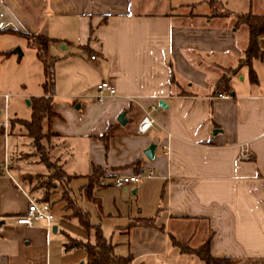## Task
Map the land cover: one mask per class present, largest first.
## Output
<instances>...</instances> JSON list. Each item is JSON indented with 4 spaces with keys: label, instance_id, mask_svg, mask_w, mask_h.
Returning a JSON list of instances; mask_svg holds the SVG:
<instances>
[{
    "label": "crops",
    "instance_id": "0c3cea01",
    "mask_svg": "<svg viewBox=\"0 0 264 264\" xmlns=\"http://www.w3.org/2000/svg\"><path fill=\"white\" fill-rule=\"evenodd\" d=\"M168 8L136 10L132 0H0V122L6 118L0 124V264H85L82 248L66 250L63 244L66 235L93 240L76 218L65 216L70 211L57 188L42 203V188L26 178L49 171L33 151L24 152L30 142L18 145L27 136L10 121L28 118L17 116L25 110L15 99L43 95L53 113L42 121L47 155L70 176L69 196L99 224L114 254L130 255V264H204L175 242L188 248L206 242L212 257L230 264H264V61L252 59L251 82L248 66H238L247 41L239 25L212 11ZM20 33L51 39L48 94L35 53L39 64L32 67L39 77L34 90L27 89L31 72L19 59L23 53H12L26 45ZM259 46L264 50V35ZM100 81L114 94L97 102ZM12 83L23 89L14 93L10 117L5 90ZM222 91L232 96L217 97ZM150 106L157 107L156 123L136 135L135 125ZM120 113L123 124L117 122ZM108 128L104 142L99 137ZM149 144L150 159L143 153ZM242 144L246 158L240 157ZM21 163L45 170L27 172ZM94 167L103 171L93 191L99 211L80 192ZM147 170L152 177L112 184L116 175ZM24 192L52 214L54 231L43 220L16 223L27 206Z\"/></svg>",
    "mask_w": 264,
    "mask_h": 264
},
{
    "label": "trees",
    "instance_id": "16d2710c",
    "mask_svg": "<svg viewBox=\"0 0 264 264\" xmlns=\"http://www.w3.org/2000/svg\"><path fill=\"white\" fill-rule=\"evenodd\" d=\"M243 24L247 29V41L242 52V57L238 61V66H248V77L251 82H255V72L251 66L252 59L258 58L264 61V50L259 46V37L264 35V13L252 14L244 13L236 17L234 25ZM20 35L26 40V45L34 50L36 58L42 64L43 82L41 84L44 94L51 91L53 84V76L48 64L46 53L47 45L51 41L50 38L42 34H25ZM5 55L8 52L4 53ZM31 110L29 119L15 118L10 121L11 125H19L24 130L25 135L32 140L36 148L42 149L40 139L48 136L47 132H43L42 121L44 118H49L53 115L51 111V101L48 96L30 97L28 99ZM110 133L108 128L101 138L104 142ZM39 162H42L48 169L46 175L36 174L34 176H26L28 181L35 179L33 188L38 186L42 188V194L38 199L39 202L47 203L49 196L54 188L60 191V200L64 201V209L69 210L66 217L76 218L78 224L87 232H92V241H81L66 235V242L63 244L64 249L82 248L85 253V264H130V255H116L113 252V245L106 241L103 237L98 223H91L86 210L76 204L75 200L69 196L65 187L66 181L70 176L65 175L60 169L49 160L47 154H39ZM103 176V171L100 168L94 167L92 173L86 177V183L80 187L81 195L86 201L100 209L98 198L93 195V191L99 186V179ZM142 223H150V220L141 221ZM181 251L191 252L196 254L204 264H230L227 258L212 257L208 252V245L204 242L196 248H188L185 244L175 242Z\"/></svg>",
    "mask_w": 264,
    "mask_h": 264
},
{
    "label": "rangeland",
    "instance_id": "374dc122",
    "mask_svg": "<svg viewBox=\"0 0 264 264\" xmlns=\"http://www.w3.org/2000/svg\"><path fill=\"white\" fill-rule=\"evenodd\" d=\"M189 3V5H183ZM132 4H133V8L136 10H141V11H146V10H150V11H167V10H172L171 8H168V5L170 6H175V9H180V8H187V10L189 11H193L196 13H207L208 11H212V12H216L219 15H226L229 17L230 20H232L233 22L236 21V17L240 14H244V13H252V14H261L264 13V0H132ZM239 29H238V34H241L242 32L244 34L247 33V29L246 26L243 24L239 25ZM18 47L20 49V51L23 53V56H20L19 59H21V63L25 64L26 62V67L28 69L29 72H31V75L29 76V78H27V89H29V91H33L34 89H31V87L36 86V81L38 79L39 76H37L36 74L34 75V71H33V63H38L37 60L34 61V52L31 48H29L28 46H26L25 44H19L14 46ZM13 48V49H14ZM13 80H16V76L15 74L13 75ZM13 85H11L10 87L7 88V93L10 95V98L8 100L9 102V115L10 117L13 116V114L11 113V105L15 99L14 97V93L17 92H21L22 91V87L19 86V84L17 83H12ZM26 98L27 97H18L15 100H19V104L22 106V108L25 110V115L22 116L23 114H19L17 116L19 117H28L26 119H29L30 114L29 113V107L26 106ZM25 99V100H24ZM27 112V113H26ZM1 114H2V110L0 112V118H1ZM44 132V131H43ZM19 140V144L20 147H24L26 146L24 143L25 142H30L31 145H27V147L24 148V152H31L33 151L35 153V155L37 156L36 158L38 159L39 154H47L48 150L46 151L47 147L44 144V139H40V143H41V147L40 148H36L33 143L32 140L28 137L22 136L18 138ZM11 142V141H10ZM24 156V154H23ZM47 157L49 158V160L51 162L52 159L49 155H47ZM32 159V158H31ZM21 167L24 171L27 172H40L42 170H45V167L41 164L38 163H21ZM90 209H93L91 206L89 207ZM93 211V210H91ZM76 222V221H75Z\"/></svg>",
    "mask_w": 264,
    "mask_h": 264
},
{
    "label": "built area",
    "instance_id": "2783aa9c",
    "mask_svg": "<svg viewBox=\"0 0 264 264\" xmlns=\"http://www.w3.org/2000/svg\"><path fill=\"white\" fill-rule=\"evenodd\" d=\"M90 58H93L91 55ZM95 100L101 102L106 96H112L114 94V89L106 81H100L95 85ZM219 98H229L228 92H218L216 94ZM157 111V107L150 106L148 109L143 110L142 116L135 125L134 132L136 135L144 134L149 128H151L156 122L153 114ZM2 125H6V118L2 122ZM163 151L167 154V145L162 146ZM247 150L244 144L240 146V157L246 158ZM6 169V166H3ZM153 173L150 170L145 172H135L131 175H116L112 180V184L116 187H122L128 183H135L144 178L152 177ZM18 188L23 191L19 186ZM27 200V206L25 212L22 215L16 216L15 221L19 224L31 225L36 220H43L45 227L49 229L52 225V214L49 213L47 208L43 205L37 204L29 195L24 192Z\"/></svg>",
    "mask_w": 264,
    "mask_h": 264
},
{
    "label": "water",
    "instance_id": "95a60500",
    "mask_svg": "<svg viewBox=\"0 0 264 264\" xmlns=\"http://www.w3.org/2000/svg\"><path fill=\"white\" fill-rule=\"evenodd\" d=\"M12 53L17 54L18 56L21 55V51H20V49L18 47H15L14 49H12ZM229 95L232 96V92H230ZM25 102H26V104H29V101L28 100H26ZM158 106L159 107H161V106L164 107V105H162V101L161 100L158 101ZM123 115H124V113H120L118 115V117H117V122L120 123V124H123L124 123ZM153 149H154V144H149L147 146V148L144 149L143 153H144V155H145L146 158H148V159L152 158V156H153ZM51 229H52V231H54L55 230V226L53 225L51 227ZM78 264H83V262L80 261Z\"/></svg>",
    "mask_w": 264,
    "mask_h": 264
}]
</instances>
